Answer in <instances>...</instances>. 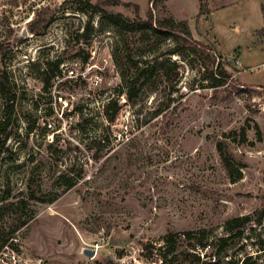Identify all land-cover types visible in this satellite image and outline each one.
Masks as SVG:
<instances>
[{
  "label": "rangeland",
  "instance_id": "rangeland-1",
  "mask_svg": "<svg viewBox=\"0 0 264 264\" xmlns=\"http://www.w3.org/2000/svg\"><path fill=\"white\" fill-rule=\"evenodd\" d=\"M118 1L101 7L133 19L136 5L146 19L149 0ZM213 1L224 6L209 30L231 61L211 40L195 39L215 48V63L229 75L221 87L203 78L193 53H168L172 37L119 31L103 11H80L78 0H0V70L16 96L3 115L0 96V264H161L166 233L205 230L215 240L228 219L243 215L253 223L218 264L247 256L264 264V217L254 222L264 209V85L241 83L232 67L239 50L247 65L264 56L263 42L248 45L264 22V0ZM165 3L161 18L186 20L192 31L206 7V0ZM36 19L46 26L30 32ZM261 36L255 31L253 43ZM57 58L59 72L45 88L53 67L40 61ZM167 60L175 67L142 79L127 100L136 65ZM240 79L264 84V67L245 68ZM111 100L120 110L108 122ZM48 119L64 126L53 140ZM220 140L233 155L231 175ZM191 243L181 239L177 249L191 251Z\"/></svg>",
  "mask_w": 264,
  "mask_h": 264
},
{
  "label": "trees",
  "instance_id": "trees-1",
  "mask_svg": "<svg viewBox=\"0 0 264 264\" xmlns=\"http://www.w3.org/2000/svg\"><path fill=\"white\" fill-rule=\"evenodd\" d=\"M166 1L167 0H149L150 7L148 9L146 19H143L139 16L138 7L136 5L133 6L135 10V17L133 19H129L123 16L121 13L107 14L105 11H103L101 7L102 5H108L112 3L115 4L119 2L118 0H99L95 4L91 3L90 0H78L80 3V7L78 9L82 12L88 11V9L93 10L94 12L103 11L104 20H106V22L112 26H117L119 31H125L132 34H140L142 32L150 31L164 37H172L175 43L174 47L168 53L180 54L182 50H187L193 53L198 59L202 61V66L205 70L203 78L210 81V86L221 87L225 85L229 79V75L225 73L220 62L215 63V57H213V53H216L215 48L209 45L201 44L199 41H197L193 37L186 20L176 21L172 17L161 18L160 13L166 8ZM201 9L202 7L200 6V11ZM261 11L264 20V5L261 6ZM45 26V21L36 19L30 24V32H37ZM259 33L264 36V27L259 30ZM40 62L43 63L45 67H53L50 72L47 71L46 73V88L50 79L55 75V72H59L58 66L61 64L62 59L57 58L53 61L46 59L45 61ZM170 67H175V65L169 60L158 63H149L146 61L143 65H136L135 74L130 82V87L125 92L127 100H129V98L132 96V93L136 91V87L142 79H145L148 75L155 74L160 70H165L166 68ZM0 96L5 101V106L3 107L4 113H2V115L7 111L11 113L13 111V104L16 96L15 93L10 89L7 73L2 70H0ZM108 110L111 112L108 113ZM119 110V103L117 100H111L107 104L106 114L108 122H113L115 120ZM2 144L3 140L0 142V145ZM217 150L220 155L221 163L231 175V172L234 170V168H236V165L232 163L233 155L231 154L226 141H218ZM238 177L239 175L236 178ZM263 217L264 209L254 222H256L257 225L261 224V219ZM252 223L253 222L250 220V218L245 215L228 219L224 226V234L216 237L215 240L210 239L207 231L205 230L200 232H168L163 237V245L157 250L158 253H156V256L159 260H161V264H175L179 258L188 260L192 264H198L201 259L197 250L200 249L204 251L203 257L206 256V258H208V261L206 263L202 262V264H218L219 258L227 254L231 244L239 240L245 231V227H248ZM181 239L192 242L190 247L191 251H189L188 248L183 250L177 249L176 244H178ZM143 248H146L151 252L156 251L152 243L144 244ZM249 259V256L245 257L240 262V264H251L248 262ZM227 263L231 264L232 262L228 261Z\"/></svg>",
  "mask_w": 264,
  "mask_h": 264
},
{
  "label": "crops",
  "instance_id": "crops-1",
  "mask_svg": "<svg viewBox=\"0 0 264 264\" xmlns=\"http://www.w3.org/2000/svg\"><path fill=\"white\" fill-rule=\"evenodd\" d=\"M210 3L213 4L214 1L213 0H206V7H204V9L202 10L203 12L200 13V11H199L200 15H199L198 19L194 21L195 22V31H192L191 29H190V31H191L194 38L201 37V38H204L206 40H211L213 42V44L215 45L218 53L222 57L226 58V60H230L229 57L225 56L226 52L224 51L223 45L210 32L209 23L207 22L209 17H211L213 19L217 9L222 8V6H224V5L215 4V5L209 6ZM214 22H215V18H214ZM263 27H264V22H262V24H260L258 27L253 28L251 30L250 42L248 44L249 46H255V44H259L258 45V47H259V46H261L260 45L261 42H263L262 46H264V36L259 37L258 41L255 43H253V40H252V38L254 37L255 31L257 32V31L261 30ZM263 50H262V52H263ZM243 56L244 55L239 50V56L237 58H234V60H232V65H233L232 67L235 69V76L237 77V79L241 83L246 84V85H252V86L264 85L262 83H247V82L241 81V79H240V75L245 68L251 69L253 67L257 68L258 66L264 67V56L261 58V60L255 59L253 61V59H252L250 62L254 63V64H251V65H247L249 62L243 61ZM254 79L257 80L258 78H254Z\"/></svg>",
  "mask_w": 264,
  "mask_h": 264
},
{
  "label": "built area",
  "instance_id": "built-area-1",
  "mask_svg": "<svg viewBox=\"0 0 264 264\" xmlns=\"http://www.w3.org/2000/svg\"><path fill=\"white\" fill-rule=\"evenodd\" d=\"M62 73L68 77H72L74 74V70L73 69H67L66 71L64 69H62ZM95 82H97V80H95ZM71 119H72V115H68L63 119V124H67V123H71ZM46 125V127L49 129L50 134H47L48 139L53 140V134L55 132H58L64 127H58L57 129H55V122L54 121H50V119L46 120V122L44 123Z\"/></svg>",
  "mask_w": 264,
  "mask_h": 264
},
{
  "label": "water",
  "instance_id": "water-1",
  "mask_svg": "<svg viewBox=\"0 0 264 264\" xmlns=\"http://www.w3.org/2000/svg\"><path fill=\"white\" fill-rule=\"evenodd\" d=\"M23 34L25 35L26 33L24 32ZM82 252H83L85 255H87L88 257H92V256H94V254H95V250H94V249H88V248H84V249L82 250Z\"/></svg>",
  "mask_w": 264,
  "mask_h": 264
}]
</instances>
